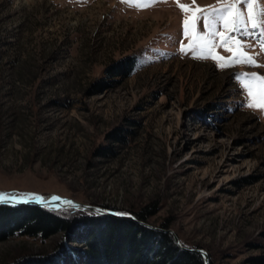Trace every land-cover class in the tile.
Wrapping results in <instances>:
<instances>
[{"label":"rangeland","instance_id":"obj_1","mask_svg":"<svg viewBox=\"0 0 264 264\" xmlns=\"http://www.w3.org/2000/svg\"><path fill=\"white\" fill-rule=\"evenodd\" d=\"M136 2L147 6L0 0V194H57L134 217L142 212L143 222L167 225L212 264H264V111L244 106L247 94L233 75H264V67L218 69L213 59L193 58L203 54L192 51L204 31L203 20L193 19L197 9L225 0H194L191 39L177 0ZM217 29L219 44L224 29ZM126 56L135 58L132 73L96 91L97 81L110 82L106 67ZM256 61L264 65V54ZM61 244L84 247L68 232L14 234L0 240V264Z\"/></svg>","mask_w":264,"mask_h":264},{"label":"trees","instance_id":"obj_2","mask_svg":"<svg viewBox=\"0 0 264 264\" xmlns=\"http://www.w3.org/2000/svg\"><path fill=\"white\" fill-rule=\"evenodd\" d=\"M134 66L132 56L113 62L105 70L110 82L100 80L93 86L98 87L96 91L114 87L115 79L128 77ZM110 135L121 139L115 133ZM135 216L146 221L142 212ZM161 228L167 225L161 224ZM60 231L68 232L70 241L81 242L84 247L61 244L52 252L24 255L12 264H205L201 254L180 248L170 233L131 219L91 212L65 217L45 207L0 204V240L14 234L47 238ZM259 259L264 263V257Z\"/></svg>","mask_w":264,"mask_h":264},{"label":"snow or ice","instance_id":"obj_3","mask_svg":"<svg viewBox=\"0 0 264 264\" xmlns=\"http://www.w3.org/2000/svg\"><path fill=\"white\" fill-rule=\"evenodd\" d=\"M125 3H134L136 7L147 6L136 2V0H123ZM238 5H243L246 11H242ZM177 6L185 14L183 20L184 35L191 39L189 34V15L188 12L194 7L181 4L177 0ZM197 13L193 19L196 21L203 20L204 31L197 33V40L192 41V51L196 52L198 49L203 53L193 58L196 59H213L218 69H225L234 67L237 64L250 65L256 67H264V65L257 64L256 56L264 54V30L257 31L264 25V8L261 7V0H225L223 4L219 6H209L205 9H197ZM220 24L223 29V39L219 44L214 42L215 38L221 36V33L217 29V24ZM194 27V25H193ZM255 38L256 43L252 44L248 42L246 38ZM204 42L203 44L201 42ZM228 45H232L231 47ZM258 46L259 52L249 54L245 49L254 48ZM214 47L223 48L226 52L233 53L229 58L217 57L212 55L211 49ZM235 48V52H233ZM181 52H185V46L183 43L180 45ZM234 78L239 82L241 88L247 94V106L249 108L259 109L264 111V75L256 72H236L233 74ZM259 85L256 98L253 97V83ZM59 197H52V201L59 200ZM20 203H26V201H17L14 199L5 200L0 194V204H6L8 206H17ZM65 204L71 205L72 201L65 200ZM76 207H79L77 205ZM122 215H128L123 213Z\"/></svg>","mask_w":264,"mask_h":264},{"label":"water","instance_id":"obj_4","mask_svg":"<svg viewBox=\"0 0 264 264\" xmlns=\"http://www.w3.org/2000/svg\"><path fill=\"white\" fill-rule=\"evenodd\" d=\"M50 196H56V197H59L60 199L59 200H56L54 201L55 203L57 202H61L62 200H70L72 201L74 204L73 206L76 207L77 205H79V207H76L77 209L79 210H82V211H91L99 216H114V217H119V218H127V219H131V220H134L140 224H143L149 228H152V229H155V230H159V231H163V232H168L170 233L176 244L182 248L183 250H186V251H190V252H196V253H199L203 256L204 258V262L205 264H210V261H209V257H208V254L202 250V249H199V248H188L184 245H182L180 243V240L178 238V236L176 235V233L171 230V229H164V228H160V227H154V226H151L143 221H139L136 217L132 216V215H122L123 213H117V212H114V211H111V210H107L105 208H101L99 206H94V205H89V204H85V203H82L76 199H73V198H70V197H64V196H60V195H57V194H49ZM8 199H14V200H17V201H26V203H20L18 205H22V204H26V205H35V206H40V207H45V208H48L47 205H45V203L42 201V196H35V197H20V196H11L5 200H8ZM17 205V206H18ZM72 206V207H73Z\"/></svg>","mask_w":264,"mask_h":264},{"label":"bare ground","instance_id":"obj_5","mask_svg":"<svg viewBox=\"0 0 264 264\" xmlns=\"http://www.w3.org/2000/svg\"><path fill=\"white\" fill-rule=\"evenodd\" d=\"M2 196H3L4 199H7V198L11 197L12 195H4V194H2ZM40 196H42V195H40ZM52 197H54V196H50V195L42 196V201L45 203V205H47V207L49 209H54L55 210V209H60L61 207H64V208H76V207L73 206V204H74L73 202H72L71 205L65 204L64 203L65 200H62L61 202L55 203L54 201L51 200ZM85 212H91V211H85ZM91 213H93V212H91ZM117 213H119V212H117Z\"/></svg>","mask_w":264,"mask_h":264}]
</instances>
